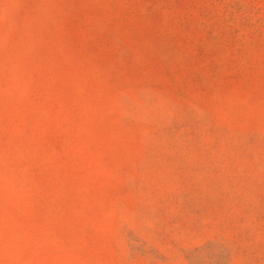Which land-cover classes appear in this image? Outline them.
Masks as SVG:
<instances>
[{
  "label": "rangeland",
  "instance_id": "obj_1",
  "mask_svg": "<svg viewBox=\"0 0 264 264\" xmlns=\"http://www.w3.org/2000/svg\"><path fill=\"white\" fill-rule=\"evenodd\" d=\"M0 264H264V0H0Z\"/></svg>",
  "mask_w": 264,
  "mask_h": 264
}]
</instances>
